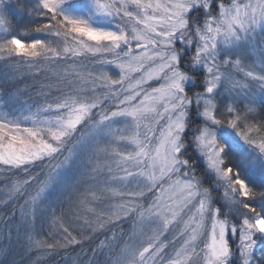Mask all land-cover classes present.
<instances>
[{"label":"snow or ice","instance_id":"obj_1","mask_svg":"<svg viewBox=\"0 0 264 264\" xmlns=\"http://www.w3.org/2000/svg\"><path fill=\"white\" fill-rule=\"evenodd\" d=\"M0 69V264H264V0H0Z\"/></svg>","mask_w":264,"mask_h":264},{"label":"trees","instance_id":"obj_2","mask_svg":"<svg viewBox=\"0 0 264 264\" xmlns=\"http://www.w3.org/2000/svg\"><path fill=\"white\" fill-rule=\"evenodd\" d=\"M3 70L0 69V75H2ZM231 163H235V161H230ZM246 179H250L248 176L245 177ZM64 249L59 250V255H51V256H46L42 255L36 251H33L31 253H26L25 254V260L30 261L31 264H57V261H63L65 259L64 257ZM74 256L75 253H72ZM67 264H71V261L68 260Z\"/></svg>","mask_w":264,"mask_h":264},{"label":"rangeland","instance_id":"obj_3","mask_svg":"<svg viewBox=\"0 0 264 264\" xmlns=\"http://www.w3.org/2000/svg\"><path fill=\"white\" fill-rule=\"evenodd\" d=\"M245 177H247V174H245ZM9 259H10V260L15 259L16 262H17V264H20V256H17V255H15V254H13V256L10 257Z\"/></svg>","mask_w":264,"mask_h":264}]
</instances>
